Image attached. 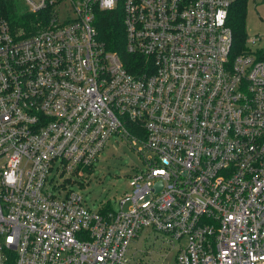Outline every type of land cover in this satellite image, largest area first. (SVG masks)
<instances>
[{"label":"built area","instance_id":"built-area-1","mask_svg":"<svg viewBox=\"0 0 264 264\" xmlns=\"http://www.w3.org/2000/svg\"><path fill=\"white\" fill-rule=\"evenodd\" d=\"M22 1L27 31L0 14V264H264V47L234 46L235 0H122L134 70L95 23L120 0ZM113 135L144 167L93 209L65 175Z\"/></svg>","mask_w":264,"mask_h":264},{"label":"rangeland","instance_id":"rangeland-1","mask_svg":"<svg viewBox=\"0 0 264 264\" xmlns=\"http://www.w3.org/2000/svg\"><path fill=\"white\" fill-rule=\"evenodd\" d=\"M243 27L247 40L255 35L259 37L254 45L245 41V46H252L254 49L263 48L264 0H246ZM143 153L148 155V150L144 148ZM142 167H144L142 156L132 147L131 143L113 135L90 169H85L81 176L69 173L65 177L72 181L70 187L82 194L85 203L90 208H104L110 201L112 207L117 209L119 205L115 199H119L124 192L130 189L129 174L134 173L136 168ZM162 240L160 232L154 233L147 229L135 237L131 246L152 250L153 256L156 257ZM162 245L164 248L161 251H164L168 247L167 243L163 242Z\"/></svg>","mask_w":264,"mask_h":264},{"label":"trees","instance_id":"trees-1","mask_svg":"<svg viewBox=\"0 0 264 264\" xmlns=\"http://www.w3.org/2000/svg\"><path fill=\"white\" fill-rule=\"evenodd\" d=\"M122 0L114 9L100 10L96 14L98 35L105 46L116 51L129 70L136 68L139 61L137 54L128 52L125 48V28L123 23ZM246 0H235L230 6L227 22L231 26L234 46L242 47L244 41V13ZM0 14L8 21L13 30L29 29L30 22L35 17V12L27 10L20 0H0ZM130 127L133 125L129 124ZM90 169V167L88 168Z\"/></svg>","mask_w":264,"mask_h":264},{"label":"water","instance_id":"water-1","mask_svg":"<svg viewBox=\"0 0 264 264\" xmlns=\"http://www.w3.org/2000/svg\"><path fill=\"white\" fill-rule=\"evenodd\" d=\"M160 184H161V183H160V182H158V183L156 184V187L158 188V187L160 186Z\"/></svg>","mask_w":264,"mask_h":264}]
</instances>
